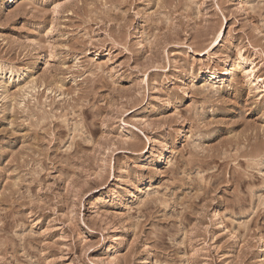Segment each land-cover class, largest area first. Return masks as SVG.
Returning a JSON list of instances; mask_svg holds the SVG:
<instances>
[{
    "label": "rangeland",
    "instance_id": "374dc122",
    "mask_svg": "<svg viewBox=\"0 0 264 264\" xmlns=\"http://www.w3.org/2000/svg\"><path fill=\"white\" fill-rule=\"evenodd\" d=\"M0 264H264V0H0Z\"/></svg>",
    "mask_w": 264,
    "mask_h": 264
},
{
    "label": "bare ground",
    "instance_id": "6f19581e",
    "mask_svg": "<svg viewBox=\"0 0 264 264\" xmlns=\"http://www.w3.org/2000/svg\"><path fill=\"white\" fill-rule=\"evenodd\" d=\"M234 64V60H230L227 70L223 73H218L216 70L206 72V79H209V82L215 81V83L220 84L228 83L234 74Z\"/></svg>",
    "mask_w": 264,
    "mask_h": 264
}]
</instances>
